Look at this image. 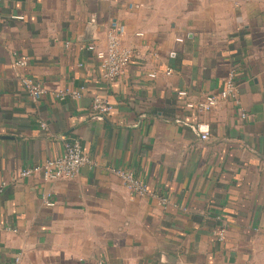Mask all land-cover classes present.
Returning <instances> with one entry per match:
<instances>
[{
  "label": "crops",
  "instance_id": "1",
  "mask_svg": "<svg viewBox=\"0 0 264 264\" xmlns=\"http://www.w3.org/2000/svg\"><path fill=\"white\" fill-rule=\"evenodd\" d=\"M112 24L132 56L109 82L88 47L104 50ZM229 75L240 108L203 114L202 141L184 104ZM20 77L45 95L30 98ZM63 89L80 99L57 101ZM95 96L112 115L93 113ZM71 139L92 166L17 178ZM1 183L0 264H264V0H0Z\"/></svg>",
  "mask_w": 264,
  "mask_h": 264
},
{
  "label": "built area",
  "instance_id": "2",
  "mask_svg": "<svg viewBox=\"0 0 264 264\" xmlns=\"http://www.w3.org/2000/svg\"><path fill=\"white\" fill-rule=\"evenodd\" d=\"M12 20H22L21 16H11ZM124 31V27L118 24H112L107 33V44L104 50H96L93 46L88 47V50H92L96 59L99 61V67L103 71V77L107 81L117 80L124 70L127 68L132 52L121 46V37ZM181 39H177V42H181ZM169 57L174 58L175 52H170ZM27 64L26 59H18L13 65L15 67H23ZM171 70L168 69L165 75H170ZM149 77H154L151 74ZM19 82L24 91L30 98L37 101L43 95L45 90L34 84L30 80L24 77L19 78ZM179 97L185 98L186 92H177ZM81 92L78 90L63 89L54 94V98L57 101L72 100L76 101L80 99ZM230 101L236 108H240L239 102V90L235 84L233 75L225 80L224 88L217 94H211L203 99L192 102L187 101L184 104L185 110L191 112L198 117V122L195 125V132L200 140L205 141L209 137V125L206 122L200 120L201 116L211 110L217 108V106L224 102ZM92 111L97 116H110L114 112L113 105L105 98L95 96L92 100ZM247 116L244 112L240 113V118L245 119ZM41 128H45L44 123H40ZM93 163L89 160L81 151L79 143L76 140H64L62 152L58 156L50 157L42 163L25 168L19 171L17 178L25 179L34 175H40L44 182L72 179L76 176L79 169L82 166H92ZM114 175L118 176L123 185L129 190V192L135 196L144 197L149 194L147 186L131 171L125 169H112ZM5 187L4 183L0 184V193ZM47 206L53 204L46 203ZM225 232L223 229L218 230L215 237L218 241H222ZM14 264H19V258H15Z\"/></svg>",
  "mask_w": 264,
  "mask_h": 264
}]
</instances>
